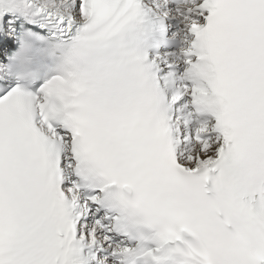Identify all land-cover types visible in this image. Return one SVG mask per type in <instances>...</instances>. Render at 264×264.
<instances>
[{"label": "snow or ice", "instance_id": "snow-or-ice-1", "mask_svg": "<svg viewBox=\"0 0 264 264\" xmlns=\"http://www.w3.org/2000/svg\"><path fill=\"white\" fill-rule=\"evenodd\" d=\"M0 264H264V0H0Z\"/></svg>", "mask_w": 264, "mask_h": 264}]
</instances>
